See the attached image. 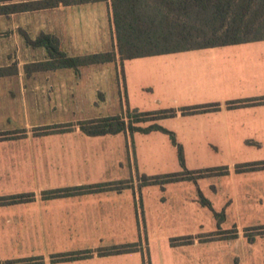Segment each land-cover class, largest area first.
<instances>
[{
  "label": "crops",
  "instance_id": "0c3cea01",
  "mask_svg": "<svg viewBox=\"0 0 264 264\" xmlns=\"http://www.w3.org/2000/svg\"><path fill=\"white\" fill-rule=\"evenodd\" d=\"M21 29L32 39L40 32L55 35L69 56L114 48L106 1L0 15V198L29 195L24 201L0 204V264L23 259L22 264H144L146 245L140 239L145 205L126 170L132 171L134 165V132L93 136L77 125L61 132L42 129L107 116L97 108L109 104L115 108L109 115L120 114L123 65L134 58L124 60L122 70L117 61L84 65L77 71L27 68L46 60L47 52L43 46L27 44ZM167 54L188 55L190 69L199 74L194 88L199 99L192 106L217 104L218 108L182 114L179 109L189 106L175 105L176 115L159 123L183 122L174 135L184 156H228V172L220 177L223 221L231 224L216 228L236 230V236L222 239L221 245L193 241L172 249L208 248L210 243L237 250V256L229 260L184 258L170 264H264V167L235 170L240 163L264 161V39L151 57ZM106 92H110L108 99L103 95ZM242 99L253 100L229 105ZM118 181L130 184L120 189L43 195L57 188ZM184 183L197 185V179L160 185L164 189L171 184L185 187ZM196 196L180 194L163 200L183 218L187 197L196 208ZM133 242L140 243L141 249L98 254L100 248Z\"/></svg>",
  "mask_w": 264,
  "mask_h": 264
},
{
  "label": "trees",
  "instance_id": "16d2710c",
  "mask_svg": "<svg viewBox=\"0 0 264 264\" xmlns=\"http://www.w3.org/2000/svg\"><path fill=\"white\" fill-rule=\"evenodd\" d=\"M106 1L109 6V21L114 38V48L110 51L96 52L79 56H69L59 47L58 38L50 33L40 32L30 38L24 30L21 35L25 42L32 46H43L47 59L35 62L26 67L35 70L56 68H73L89 64L117 61L122 70L123 61L136 57H146L164 53H173L189 49L234 44L264 39V0H0V15L34 11L57 7L59 5H76L88 2ZM3 70L0 68V75ZM253 99H242L229 102V105L246 104ZM218 108L217 104H207L180 108L182 114ZM177 109L165 108L150 111L126 109L125 113L100 116L76 123H62L42 128L44 133L67 131L77 127L87 135L115 134L120 132L161 131L166 133L177 150L181 166L184 165L182 147L175 140V135L159 123L160 119L173 117ZM149 122L146 126L139 123ZM264 167V161L240 163L235 170L245 171ZM228 172L225 165L201 170H187L162 175H141L143 185L165 184L179 180H196L207 175H222ZM129 182L97 183L89 186L57 188L43 192L44 196L56 197L76 193L120 189ZM29 195L17 194L0 198L1 203L24 201ZM204 204L210 206L204 198ZM223 218V214L214 212ZM256 227L254 229H261ZM216 238L224 239L236 236V230H217ZM261 233V232H259ZM191 235L173 237V246L193 242ZM138 242L100 248L98 254H117L138 251ZM78 254V253H76ZM65 258L67 256H59ZM70 258L76 257L69 256ZM26 260L11 261V264H22Z\"/></svg>",
  "mask_w": 264,
  "mask_h": 264
},
{
  "label": "rangeland",
  "instance_id": "374dc122",
  "mask_svg": "<svg viewBox=\"0 0 264 264\" xmlns=\"http://www.w3.org/2000/svg\"><path fill=\"white\" fill-rule=\"evenodd\" d=\"M188 55L167 54L160 56L136 57L127 60L123 65V85L121 99L123 111L126 109L158 110L171 108L175 105L192 106L199 99L195 96V84L199 74L190 69ZM196 72V73H195ZM195 73V74H194ZM121 78V77H120ZM103 95L110 97V92ZM101 94V97L103 96ZM119 98V97H118ZM121 100V101H122ZM108 102V101H107ZM98 103V102H97ZM97 108V112L109 115L113 113V104ZM115 109V108H114ZM149 122H141L146 126ZM168 130H180L183 122L177 119H169L161 123ZM155 131V130H154ZM134 137V165L132 171L127 167V177L135 184V189L140 190L144 205L141 208L144 220V230L141 242L145 244L144 264H170L180 259L196 258L198 260L211 259L223 261L237 256V250L199 245L193 250L181 248L172 249L170 239L191 235L193 241L223 243L216 238L217 224L228 226L231 223L214 215V212L223 214L224 201L221 193V175H207L197 178V185L193 183L181 185L171 184L162 189L160 184L142 185L141 175L154 176L166 173L187 170H201L205 168L226 165L228 156L222 154L207 153L202 155L185 154L184 165L181 166L176 150L166 133L161 131L149 134L133 133ZM175 134V133H174ZM178 140V139H177ZM137 182V183H136ZM181 186V187H180ZM196 196V208L193 200L186 201L187 207L183 210L186 217L179 218L165 201L172 200L173 196ZM170 198H168V197ZM204 198L210 206L204 204ZM173 204V203H172ZM190 206V207H189ZM169 207V208H168ZM177 211V210H176ZM141 217V218H142ZM136 237L134 241L138 240ZM236 248V247H235Z\"/></svg>",
  "mask_w": 264,
  "mask_h": 264
}]
</instances>
